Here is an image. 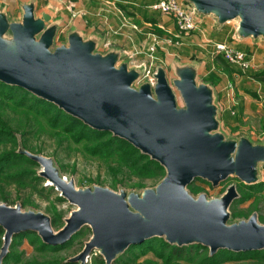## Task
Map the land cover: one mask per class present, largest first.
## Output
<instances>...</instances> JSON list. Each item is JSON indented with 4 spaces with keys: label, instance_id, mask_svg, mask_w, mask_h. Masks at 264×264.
<instances>
[{
    "label": "water",
    "instance_id": "1",
    "mask_svg": "<svg viewBox=\"0 0 264 264\" xmlns=\"http://www.w3.org/2000/svg\"><path fill=\"white\" fill-rule=\"evenodd\" d=\"M186 2L198 15L213 13L221 22L238 20L242 35L264 38V0ZM49 21L36 17L33 6L25 8L21 22L0 18V81L53 102L94 129L126 139L159 161L166 175L156 189L147 188L142 195L101 186L78 189L52 158L20 150L41 166L39 175L47 185L77 209L55 231L47 214L0 203V225L5 230L0 264L21 232L35 231L45 243L57 246L84 226L92 229V237L69 259L81 264L89 262L95 249L112 264L130 246L152 237L178 246L200 243L211 255L220 249H264V223L257 213L228 224L229 208L240 196L237 185L216 199L205 193L195 197L188 190L197 178L213 186L231 175L245 184L258 183V166L264 162V144L247 137L226 139L217 131L220 121L212 88L199 82L192 68H180L174 85L185 107L179 108L164 68L155 71L152 84L143 80L145 72L120 63L113 52H96L95 42L78 34L53 51L58 28ZM136 82H141L139 88L133 86Z\"/></svg>",
    "mask_w": 264,
    "mask_h": 264
},
{
    "label": "crops",
    "instance_id": "2",
    "mask_svg": "<svg viewBox=\"0 0 264 264\" xmlns=\"http://www.w3.org/2000/svg\"><path fill=\"white\" fill-rule=\"evenodd\" d=\"M157 1L0 0V18L21 22L25 8L33 6L36 17H49V25L57 26L56 42L61 44L78 34L85 41L95 42L96 51L117 54L120 63L130 68L143 73L164 68L168 79L170 74L176 78L180 68H192L198 81L202 79L212 88L220 126L232 135L230 139L247 137L255 144H264V83L252 76L264 69L259 37L242 35L238 20L221 22L213 13H201L196 29L179 34L173 16L152 8ZM153 36L159 43L150 55ZM219 43L246 51L251 66L242 70L229 62L216 52ZM259 124L262 132L249 130ZM258 176L259 182H264V168Z\"/></svg>",
    "mask_w": 264,
    "mask_h": 264
},
{
    "label": "rangeland",
    "instance_id": "3",
    "mask_svg": "<svg viewBox=\"0 0 264 264\" xmlns=\"http://www.w3.org/2000/svg\"><path fill=\"white\" fill-rule=\"evenodd\" d=\"M11 35L6 34V38L11 40ZM264 49V38L257 39ZM67 44V42H64ZM61 45L58 40L53 46L54 51L57 46ZM99 52V51H96ZM119 65V64H118ZM173 74H170V82L177 95V104L179 108H184L185 103L181 96L180 91L174 85ZM175 76V75H174ZM177 77V76H176ZM200 82H203L200 79ZM141 82L134 83L135 88H139ZM24 108L21 106L14 109L11 106H5L2 112L8 122L17 129V144L9 142L7 145L0 144V153L5 149H19L23 151H30L34 154L44 155L53 159L55 166L66 176L69 180L73 179L78 189H94L96 186L110 188L116 192L142 193L147 188L156 189L157 185L162 181L160 178H147L138 176L127 169L123 168L122 171L115 170L117 163L113 160H105L98 156H92L83 150L82 144L75 143L72 140L65 139L62 135L57 134L56 129H53L46 121L40 117L41 121L36 119L28 120L23 112ZM33 117V116H32ZM262 124L258 126H250L249 130L263 131ZM222 133L226 139L232 137L231 134L223 127L220 126L217 130ZM34 169L38 172L41 171V166H31L27 163H19L14 167V170L23 168ZM114 168V169H113ZM264 168V164H259V170ZM42 177V176H41ZM47 179L42 177L41 180H25L19 182L13 179L0 178V203H7L2 200L4 194L9 198V205L21 204L25 211L42 212L51 218H57L58 222L53 224L55 231L60 230L66 219L71 215L72 211L77 209V206L72 204L68 199L63 197L60 191L55 187L47 185ZM241 181L235 176L231 175L225 181L213 186L211 183L204 181L201 178L195 179L191 184L193 187H199L198 192H193V189L188 186L190 193L198 197L200 194L205 193L209 199H216L221 197L228 187L232 184L238 186L239 193L241 190ZM264 183V182H263ZM190 184V185H191ZM252 192V191H251ZM253 195L243 202H233L229 208L230 218L228 224L237 223L241 220L247 219L253 213H257L260 223H264V189L258 192H252ZM241 195V194H240ZM241 196H239L240 198ZM237 198V199H239ZM235 213L238 216H235ZM247 217V218H246ZM60 219V220H59ZM92 237V229L89 226H84L81 233L73 240L71 244L65 248L58 250L46 249L39 251L34 245L30 243L29 238H18L20 245L17 246L15 251L19 253L22 260L27 261H44V260H68L82 251L85 243ZM102 257L100 249H95L94 254L86 264H95L96 259ZM146 258H157L150 253L148 256L139 260L140 264ZM161 262V260H158ZM12 264V263H11ZM226 264H252L250 261L240 263H226Z\"/></svg>",
    "mask_w": 264,
    "mask_h": 264
},
{
    "label": "trees",
    "instance_id": "4",
    "mask_svg": "<svg viewBox=\"0 0 264 264\" xmlns=\"http://www.w3.org/2000/svg\"><path fill=\"white\" fill-rule=\"evenodd\" d=\"M252 76H255L264 83V69L253 73ZM7 105L16 110L20 106L24 108L23 112L28 120L34 118L40 122V117H42L53 129H56L57 134L62 135L67 140L70 139L75 143L82 144L83 150L86 153L116 162L117 167L115 170L118 172L125 168L129 172L141 177L163 179L166 175V169L159 161L152 159L148 154L143 153L126 139L115 136L110 131L94 129L81 119L65 112L53 102L39 97L22 87L6 84L2 81H0V144L7 145L9 142L17 144L18 140L16 135L17 129L8 122L2 112ZM19 163H27L31 166L38 165L36 161L19 149L11 148L2 151L0 153V178L13 179L19 182L25 180H35L38 182L42 179L34 169L26 167L14 170V167ZM189 187L193 189V192L200 190L197 186L193 187V184L189 185ZM242 189L243 191H247L240 193L241 197L236 199V202H243L249 199L252 197L253 191L258 192L263 190L264 183L245 184L242 182ZM2 200L10 204L9 198L5 194ZM238 214L241 213H235V216H238ZM51 219L52 224L58 222L56 217ZM4 233L5 230L0 225V250L3 245ZM80 233L81 231L63 245L53 246L45 243L35 231L21 232L14 236L9 252L3 259L2 264H81L80 262H72L69 259L63 261L33 260L25 262L22 260V256L15 251V248L20 245L18 238L21 237L29 238L30 243L39 251L46 249L58 250L71 244ZM150 253L157 260L146 258L142 261V264H226L246 261H250L252 264H264V249L241 252L220 249L217 253L211 255L209 248L203 244L193 243L178 246L169 243L164 237H152L141 244L130 246L112 264H140L139 260ZM158 260H161V262ZM95 264L107 263L103 257H100L96 259Z\"/></svg>",
    "mask_w": 264,
    "mask_h": 264
},
{
    "label": "built area",
    "instance_id": "5",
    "mask_svg": "<svg viewBox=\"0 0 264 264\" xmlns=\"http://www.w3.org/2000/svg\"><path fill=\"white\" fill-rule=\"evenodd\" d=\"M152 8L173 16L179 34L187 33L197 28L198 14L194 6L184 0H160L152 5ZM158 43V37L153 36V43L148 48L150 55L154 54ZM216 52L223 54L229 62L236 64L242 70H247L251 66V59L248 53L233 46L219 43L216 45ZM154 73L155 71L148 69L143 80H148L153 84L155 82ZM230 109L232 114H235V110Z\"/></svg>",
    "mask_w": 264,
    "mask_h": 264
}]
</instances>
